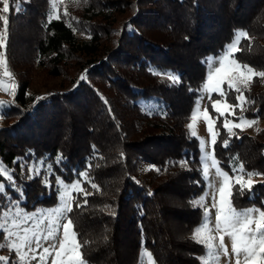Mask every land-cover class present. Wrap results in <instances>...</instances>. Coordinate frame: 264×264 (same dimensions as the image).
Listing matches in <instances>:
<instances>
[{
    "label": "trees",
    "instance_id": "obj_1",
    "mask_svg": "<svg viewBox=\"0 0 264 264\" xmlns=\"http://www.w3.org/2000/svg\"><path fill=\"white\" fill-rule=\"evenodd\" d=\"M48 1L20 0L22 11L9 14L6 58L17 87L1 112L0 162L17 186L7 188L0 214L13 201L27 212L53 207L55 178L70 185L87 172L99 190L84 184L93 195L67 215L88 264H139L145 250L155 264H200L203 249L191 237L203 211L191 202L204 183L198 140L186 124L206 81V58L237 31L251 40H242L236 57L264 71V0H67L51 22ZM244 94L255 103L236 112L258 121L254 133L234 129L225 148L220 117L215 156L230 175L239 163L264 174V78L254 77ZM206 108L218 115L209 99ZM38 160L51 165L48 176L29 175ZM253 181L251 193L234 189L233 201L264 210V175Z\"/></svg>",
    "mask_w": 264,
    "mask_h": 264
},
{
    "label": "snow or ice",
    "instance_id": "obj_2",
    "mask_svg": "<svg viewBox=\"0 0 264 264\" xmlns=\"http://www.w3.org/2000/svg\"><path fill=\"white\" fill-rule=\"evenodd\" d=\"M52 12L49 14V22L56 16V2L51 0ZM22 11L20 0H0V90L15 97L17 87L13 73L10 70L6 58V41L9 32V14ZM242 40H251L245 31H237L230 45L226 47L222 56L210 58L205 61L208 65L206 82L199 90L201 95L194 102L193 111L190 114L191 122L187 125L192 137L198 138L196 124L201 115V102L204 94H207L211 102V108L218 114L213 117L207 108L203 109V118L206 122V130L209 133L211 152L205 150V141L200 139L202 151V175L208 181L209 187H214L212 179L219 182L212 196V204L205 207L207 194L191 203L194 207L203 208L200 223L194 228L191 239L202 246L203 253L199 258L200 264H221V259L226 258L227 264H264V210L256 207L247 209L238 208L233 201L234 189L243 195L245 190L249 193L254 188V176L264 175L262 173L247 171L242 163L235 165L228 171L220 167L215 156L214 146L219 137V130H214L217 119L223 117L222 127L227 131L228 139L222 141V146L227 148L231 137L236 136L234 129L244 130L258 123L257 120L247 119L243 115H237L236 110L241 113L247 110L246 105L255 103L245 96L244 90L249 88L254 77L264 78V71H256L252 66L242 63L236 57L241 51ZM6 78V79H5ZM81 76L80 79H84ZM172 83H179V77L169 75ZM224 85H227L225 88ZM235 93V102L229 101L230 93ZM212 94L217 99H212ZM42 99V98H40ZM9 105L0 101V108ZM226 113L235 119H229ZM61 157H57L60 160ZM235 159H238L235 158ZM210 162V163H209ZM43 166V161L37 162ZM188 161H181V167H187ZM24 169V164L20 165ZM51 172V165H48ZM39 168L33 166L28 168L31 176L39 174ZM159 171V169H156ZM214 171V177H213ZM0 174L7 179V184L0 181V200L5 198L7 188L13 187L14 177L2 163H0ZM81 179L70 185L56 177L59 186V205L46 212L28 213L18 206V201H13V207H9L0 214V250L7 249L14 253L16 260L12 264H88L81 251L83 245L77 238L75 226L71 217L67 214L73 211V204L77 208L87 205V197L93 195L83 185L88 184L91 189L99 190V186L91 180L87 172L80 174ZM199 183V182H197ZM48 184V181H45ZM236 185L240 187L236 189ZM83 196V204L76 202L77 196ZM215 210L214 217L212 210ZM230 241L225 243V238ZM47 245V246H45ZM9 257L0 256L2 264H9ZM141 264H155L152 254L145 250L141 255Z\"/></svg>",
    "mask_w": 264,
    "mask_h": 264
},
{
    "label": "rangeland",
    "instance_id": "obj_3",
    "mask_svg": "<svg viewBox=\"0 0 264 264\" xmlns=\"http://www.w3.org/2000/svg\"><path fill=\"white\" fill-rule=\"evenodd\" d=\"M66 1H67V0H55V2H56V16H58L59 11H63V10H64V6H65ZM48 5H49V8H48V11H47V13H46V20H47V21H49L48 17H49V14L52 12L51 0L48 1ZM53 19H56V18H53ZM53 19H52V20H53ZM16 45H17V44H16ZM17 46H18V45H17ZM227 46H228V45H227ZM227 46L224 47L223 51H222L217 57H220V56L223 55V53L225 52ZM217 57H214V58H217ZM210 58H213V57H207L205 61L209 60ZM205 64H206V63H205ZM206 69H207V74H208V65H207V64H206ZM10 70H11V68H10ZM11 72L13 73L14 80H15V83H16V82H17V80H16V79H17V78H16V72H15L14 69L11 70ZM168 76H169V75L166 74V75H162L161 77H162V78H168ZM0 77H2V69H0ZM5 79H6V78H5ZM37 79H38V76H35L33 82L36 83V82H37ZM206 79H207V77H206ZM205 82H206V81H205ZM224 87L226 88L227 85H224ZM33 90H36V87H34V85H33ZM38 91L40 92V91H42V89H38ZM200 95H201V93H199V96H200ZM199 96H198V97H199ZM216 96H217V95H216ZM198 97H197V98H198ZM197 98H196V100H197ZM12 100H13V97H12V96H10V95H8L7 93H5L4 91L0 90V101L6 102V103L8 104L9 102H12ZM196 100H195V101H196ZM207 101H208L207 94H204V99H203L202 102H201V115H200V117L198 118V121H197V124H196V130H197V134H198V138H196V139L198 140V149H199V158H200L201 178H202L203 183H204V192H203L202 196H204L205 194H207V201H206L205 207H210L211 204H212V202H213V201H212L213 193L215 192L216 188L219 187V182H218L217 179L213 178V179H212V184L214 185V187H209L208 181H205V180L203 179V175H202V164H201L202 151H201L200 143H199L200 139H202V140L205 141V150H207V151H209V152L212 151V145H211L210 136H209V133H208L207 130H206V122H205V120H204V118H203V115H202V114H203V109L206 108V103H207ZM193 108H194V105H193ZM4 109H5V108H0V128H1V127H4V125H6V123H7V122L4 121V120L2 119V117H1V115H2L1 112H2V110H4ZM192 111H193V110H192ZM226 114H227V113H226ZM227 115H228V114H227ZM190 122H191V119H190V117H189L188 122H187V124H186V128H187V130H188L189 133H190V130L188 129L187 125H188ZM254 128H255V124H254L253 126H251V127H245L244 130H243V132H245V133H247V134H253V133H254ZM239 130H240V129H239ZM39 161H41V160H38V161H36V162H32V163H30V164L27 166V170H28L29 167H33V166H35V167H37V168L40 169L39 172L43 170V172H45V175L48 176V174H49V171H48V170H49V169L47 168V166L45 167L44 165L41 166L40 164H38L37 162H39ZM0 163H1V162H0ZM209 163H210V162H209ZM35 174H36V173H35ZM0 177H2L3 179L7 180L6 177H4L2 174H0ZM80 177H81V176H80ZM213 177H214V171H213ZM74 182H76V180H75ZM74 182H73V183H74ZM56 185H57V184H56ZM14 186H17V183H16V182H14ZM57 189H58V190H57V193H56V196H57V204H56V205H54L53 207H48V208H46V207H43V208H36V209H34V210L29 211L28 213H33V212H46V211H48V210H50V209H52V208L58 206V205H59V186H58V185H57ZM10 207H13V211L15 210V208H14L13 205H11ZM21 209H22V208H21ZM201 209H202V211L204 210L203 208H201ZM22 210H23V209H22ZM212 212H213V217H214L215 210L213 209ZM1 214H2V212H1ZM225 243L229 245V250H230V241L228 240L227 237L225 238ZM45 246H47V245H45ZM9 253H10V252L6 249L5 251H2V252L0 253V256H6V257H9V258H10ZM14 260H16V257H15V254L12 253V257L9 259V264H12V262H13ZM0 264H2V262H0ZM31 264H37V262H36V261H32ZM48 264H51V258H49V260H48ZM139 264H141V259H140ZM221 264H227V259H226V258H222V259H221Z\"/></svg>",
    "mask_w": 264,
    "mask_h": 264
}]
</instances>
